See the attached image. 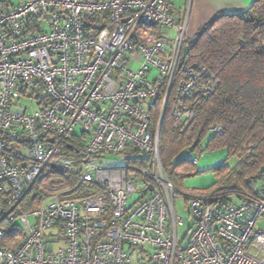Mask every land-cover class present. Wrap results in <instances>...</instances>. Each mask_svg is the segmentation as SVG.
<instances>
[{
	"label": "built area",
	"instance_id": "1",
	"mask_svg": "<svg viewBox=\"0 0 264 264\" xmlns=\"http://www.w3.org/2000/svg\"><path fill=\"white\" fill-rule=\"evenodd\" d=\"M170 29L177 34L167 39ZM192 41L170 0H0V264H264V186L213 202L178 188L163 167L171 93L183 132L221 85L204 64L179 71ZM75 137L83 147L68 159ZM107 154L127 163L90 162ZM49 167L68 178L52 175L50 193L22 212L18 204ZM91 183L99 189L81 194ZM177 196L192 220L186 245Z\"/></svg>",
	"mask_w": 264,
	"mask_h": 264
},
{
	"label": "trees",
	"instance_id": "2",
	"mask_svg": "<svg viewBox=\"0 0 264 264\" xmlns=\"http://www.w3.org/2000/svg\"><path fill=\"white\" fill-rule=\"evenodd\" d=\"M186 64L208 66L221 85L215 94L202 99L195 120L183 132L174 128L171 93L160 132L161 158L167 175L183 189L184 179L196 174V166L192 159L180 158L182 154L226 150V160L214 168L216 182L200 191L211 194L213 202H237L247 194L257 193L264 186V0H254L242 11L221 12L203 26L182 51L179 71ZM163 96L151 104L153 127L160 120ZM218 124L223 126L220 133L212 130ZM206 137V147L201 149ZM70 142L71 150L65 145L68 159L78 157L83 147L78 137ZM230 158L237 159L235 165L228 164ZM57 174L68 178L55 167L47 168L17 208L22 212L37 208L47 195L49 184L58 182L56 177L48 183ZM90 189L99 187L91 183L79 191L85 194Z\"/></svg>",
	"mask_w": 264,
	"mask_h": 264
},
{
	"label": "rangeland",
	"instance_id": "3",
	"mask_svg": "<svg viewBox=\"0 0 264 264\" xmlns=\"http://www.w3.org/2000/svg\"><path fill=\"white\" fill-rule=\"evenodd\" d=\"M176 33V32H175ZM171 37V35H170ZM156 73V72H155ZM154 73V74H155ZM153 76L151 77V79ZM23 105L32 106V100L21 101ZM209 137L202 140L201 149H205ZM199 156V164L196 166V174L186 177L183 181V189H196L197 191L205 190L210 188L216 182V176L214 173V168L218 166L221 162L226 160L227 152L226 150H201L196 152H189L188 154H182L180 158H189ZM124 155L107 154L103 155L101 158H94L90 162L92 164L107 166V165H122L126 164ZM229 165H235L237 162L236 158L228 159ZM70 180V179H69ZM72 182V180H70ZM52 187H47V194L50 193ZM136 199V196H133ZM177 211L185 219V224L180 227V236L185 238L184 244H188L190 238V228L192 227V220L189 218V213L185 208V200L181 196H177Z\"/></svg>",
	"mask_w": 264,
	"mask_h": 264
},
{
	"label": "crops",
	"instance_id": "4",
	"mask_svg": "<svg viewBox=\"0 0 264 264\" xmlns=\"http://www.w3.org/2000/svg\"><path fill=\"white\" fill-rule=\"evenodd\" d=\"M12 1L18 2V0ZM253 1L254 0H170V4L177 23L180 25L186 23L187 37L194 39L198 31L219 13L245 10ZM176 34V29H170L165 32L163 36L167 39H171L174 38Z\"/></svg>",
	"mask_w": 264,
	"mask_h": 264
},
{
	"label": "water",
	"instance_id": "5",
	"mask_svg": "<svg viewBox=\"0 0 264 264\" xmlns=\"http://www.w3.org/2000/svg\"><path fill=\"white\" fill-rule=\"evenodd\" d=\"M196 144H197V143H196ZM196 144H195L194 146L191 147V149H190L191 151H193V149H194V147L196 146Z\"/></svg>",
	"mask_w": 264,
	"mask_h": 264
}]
</instances>
